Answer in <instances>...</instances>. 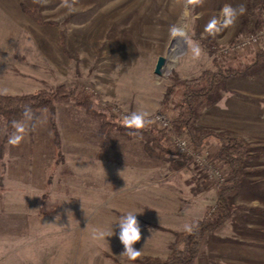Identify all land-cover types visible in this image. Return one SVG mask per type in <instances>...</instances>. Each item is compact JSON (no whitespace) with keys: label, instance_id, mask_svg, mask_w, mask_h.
Returning a JSON list of instances; mask_svg holds the SVG:
<instances>
[{"label":"rangeland","instance_id":"1","mask_svg":"<svg viewBox=\"0 0 264 264\" xmlns=\"http://www.w3.org/2000/svg\"><path fill=\"white\" fill-rule=\"evenodd\" d=\"M24 1L0 0V92L28 94L77 85L82 97H92L97 109L110 110L121 123L120 118L134 111L147 112L151 124L159 116L172 118L165 99L176 79L199 76L220 53L229 55L232 64L244 65L256 51H264V0H204L190 6L186 15L184 0H69L71 8L61 6V0H40L41 20L24 13ZM241 3L247 11L234 27L215 36L205 31L213 17L223 18L225 5ZM172 26L183 28L186 36H173ZM253 36L255 43L225 52ZM194 45L202 49L199 57L192 52ZM174 47L177 58L172 57ZM160 56L167 60L158 75ZM227 87L216 105L203 108L198 126L242 135V116L264 114V70L233 79ZM174 92L177 100L178 89ZM56 120L60 147L47 109L38 112L35 127L22 141L31 143L20 147L8 143L15 129L9 130L0 117V264H137L120 256L118 221L128 212L136 213L141 225V240L134 245L142 249L140 259L166 258L175 232L185 231V224L194 228L206 216L215 218L209 213L218 204V184L193 159L176 169L168 157L167 162L150 157L141 142L118 131L103 137V122L74 100L57 104ZM263 121L259 128H248L249 140L244 136L252 151L243 181L249 171L263 177ZM19 147L32 154L42 176L25 175L27 168L14 159L20 158ZM212 148L204 150L207 156ZM44 158L43 173L39 164ZM215 165L227 174L225 164ZM20 180L26 184L22 192ZM45 193L48 197L41 198ZM251 198L243 192L235 198L238 220L264 219V207ZM97 228L114 235L94 240ZM251 234L242 229L237 240L225 238L226 256L211 262L206 251L215 236L209 233L195 264H264V236L256 230Z\"/></svg>","mask_w":264,"mask_h":264},{"label":"trees","instance_id":"2","mask_svg":"<svg viewBox=\"0 0 264 264\" xmlns=\"http://www.w3.org/2000/svg\"><path fill=\"white\" fill-rule=\"evenodd\" d=\"M41 8L42 2H35V0H25L22 6L27 16L37 20H41ZM237 56L235 54V57ZM230 59L232 58L229 55L220 53L218 58L214 59L212 67L204 69L199 76L184 81L176 79L175 87L167 93L165 99L166 104L171 103L173 111L169 127L160 128L149 124L140 132L130 134L132 130L126 128L117 117L114 119L110 110L97 109L93 105L92 97H82L79 94L77 85L65 84H60L52 91L40 90L28 94L14 95L0 92V117L5 120L7 128L11 130L13 129L12 122L19 121L23 117L26 107L31 108L34 117L40 110L47 109L49 125L53 129L56 144L60 147L61 137L56 120L57 104L74 100L86 106L91 115L103 122L101 126V133L105 135L103 137H110L114 131H118L129 139L141 142L150 157L164 161L167 160L165 156L168 157V161L176 169L192 163L191 156L174 151L173 143L177 137L189 138L191 146L202 151L216 144L212 148L214 150L209 156V161L213 164H225L228 168L225 179L218 183L216 190V202L222 212L215 218L207 216L202 218L197 222L191 234L186 231L175 232V241L166 258L147 257L136 260L137 264H195L201 255L206 236L220 229L234 215L237 206L233 204L232 198L239 191L247 174L252 151L250 142L243 135L198 126L203 108L207 105H216L220 93L228 90L229 81L264 70V51L262 50L256 51L251 61L244 65L232 64ZM176 88L179 98L174 100Z\"/></svg>","mask_w":264,"mask_h":264},{"label":"clouds","instance_id":"3","mask_svg":"<svg viewBox=\"0 0 264 264\" xmlns=\"http://www.w3.org/2000/svg\"><path fill=\"white\" fill-rule=\"evenodd\" d=\"M35 2H40V0H35ZM46 2V0H45ZM204 3V0H184L185 15L190 6H200ZM61 6L71 8L72 4L69 0H61ZM247 11L246 5L241 3L235 7L232 5H225L222 10V19L213 17L207 25L205 26V31L212 36H215L217 33L222 30L234 27L239 17L243 16ZM170 32L173 36H186V32L183 28L172 26ZM192 52L195 57L201 55L202 49L199 45H194L192 47ZM85 54L81 53L83 58ZM24 120L22 121H13V128L15 132L9 137L8 143L11 145H19L26 135V133L35 127V117L32 113L30 107H26L23 112ZM124 126L132 131L130 134H136L141 130L145 129L149 124L152 123V120L149 118V114L145 111H134L123 117ZM183 149V146H181ZM119 234L118 238L121 244L123 245V251L120 256L127 257L128 260L135 262L140 259L142 256V249H137L134 245L141 240V225L137 219L136 213L128 212L123 215L119 221ZM184 230L191 234L193 232V226L190 224L184 225ZM114 235V232H106L102 229L93 230V239L94 240H105L107 237ZM107 240V239H106Z\"/></svg>","mask_w":264,"mask_h":264},{"label":"crops","instance_id":"4","mask_svg":"<svg viewBox=\"0 0 264 264\" xmlns=\"http://www.w3.org/2000/svg\"><path fill=\"white\" fill-rule=\"evenodd\" d=\"M255 104H258V103H255ZM256 106H258V105H256ZM257 116L261 120H264V114L262 115V117H260L257 114H251V116H242V119L245 118L244 120L246 121V123L243 125V127L245 126V128H242L241 132H242V135L245 136L248 140H249L248 137H251V135H247V134L252 133V132L248 131V128H255L256 129V128L260 127V124H261L260 121L261 120L256 121ZM24 143H25V145L22 144V142H21L18 146L21 147V145H23L24 147H28V144H30L31 142L29 141V143H26V142H24ZM251 143H253V140L251 141ZM0 147L2 148V142H0ZM20 147H19L17 155L20 156L21 159L20 158H14V159H17L19 161L20 165L25 166L27 168V172L25 175L30 176L31 172L34 173L33 175H35L37 173L39 175H41V173H39V171L36 173V170H38V169H36L37 164H34V161H33L34 158L32 159V157H31L32 154H29V153L27 154L26 151L25 150L22 151L20 149ZM263 151H264V149H263ZM28 156H29V158H27ZM21 160H25V163L23 164ZM37 161H39V159H37ZM46 165H47V163L45 161V158H44L43 163H41V160H40L39 167L43 168V173L45 172ZM41 168H40V170H41ZM263 173L264 172L260 171V175L263 176V177H260V176H257V173H255V171L254 172L249 171V174L247 175V177L245 178V180L243 181V183L241 185L240 192L241 193L243 192V193L249 195V197H252L251 200L253 203L261 204L264 207V182L261 184L263 186V188H260L261 185L259 184L260 180L264 181ZM255 176H257V177H255ZM255 180H257V182H255ZM18 185H20L19 190L21 189L20 192H22L23 189L25 188L26 184H24L20 180ZM255 187L257 189H254ZM240 192H239V194H240ZM239 194H236L235 196L238 197ZM46 197H48L46 195V193L41 196V198H43V199H46ZM236 197L233 198V202L235 204L236 203L239 204V202H237L235 200ZM255 197H258L257 199L258 200L260 199V201L255 200L256 199ZM41 204H43V201L41 202ZM41 204H40V206H41ZM239 212H240V209H237L229 221H227L220 229L211 233V235L213 234L215 236V239H214L215 242L212 244V247L210 249H209V247L207 248L209 251H206V255L208 254L211 262H213V259H211L213 257L226 256L222 251L223 247L225 246L224 245V239L225 238H227L228 240L232 239V242L234 240H237V232L241 231V233H242V229H246V231L250 235H252L251 232H254V230H256L258 233H260L261 236L262 235L264 236V219H255L254 222L253 221L252 222H245L244 219L238 220L239 219ZM205 244H206V241H204L203 249L205 248Z\"/></svg>","mask_w":264,"mask_h":264},{"label":"built area","instance_id":"5","mask_svg":"<svg viewBox=\"0 0 264 264\" xmlns=\"http://www.w3.org/2000/svg\"><path fill=\"white\" fill-rule=\"evenodd\" d=\"M258 38L256 37H250L248 39H245L237 44L232 49H225L226 53H229L231 51H235L237 49H243L246 48L249 44L255 43ZM118 117V116H117ZM120 118V117H119ZM123 120V117L120 118ZM154 124L157 125L160 128L169 127L171 125V117L165 116H159L158 120L154 121ZM183 146V149L182 147ZM173 149L178 154L182 155H189L194 160V164L196 165L197 169L204 172L206 175L205 177L210 179L211 181H214L215 183H220L225 179L226 172L221 166H217L209 161V156H207V153L205 151L195 149L191 146V142L189 138L186 137H177L173 143ZM222 212L221 207L217 204L215 205L211 210L209 215L212 217H217Z\"/></svg>","mask_w":264,"mask_h":264},{"label":"water","instance_id":"6","mask_svg":"<svg viewBox=\"0 0 264 264\" xmlns=\"http://www.w3.org/2000/svg\"><path fill=\"white\" fill-rule=\"evenodd\" d=\"M166 58L164 56H160L158 61H157V64H156V67H155V73L158 74V75H161L162 74V70H163V67L166 63Z\"/></svg>","mask_w":264,"mask_h":264},{"label":"bare ground","instance_id":"7","mask_svg":"<svg viewBox=\"0 0 264 264\" xmlns=\"http://www.w3.org/2000/svg\"><path fill=\"white\" fill-rule=\"evenodd\" d=\"M183 37V36H180V38ZM177 51H178V48L177 47H174L172 50H171V53L173 54V58H177Z\"/></svg>","mask_w":264,"mask_h":264}]
</instances>
